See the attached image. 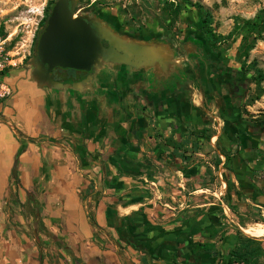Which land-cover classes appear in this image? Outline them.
<instances>
[{
	"label": "crops",
	"instance_id": "obj_1",
	"mask_svg": "<svg viewBox=\"0 0 264 264\" xmlns=\"http://www.w3.org/2000/svg\"><path fill=\"white\" fill-rule=\"evenodd\" d=\"M173 60L168 74L108 69L97 95L2 76L0 264H226L264 225V160L234 141L239 101Z\"/></svg>",
	"mask_w": 264,
	"mask_h": 264
},
{
	"label": "rangeland",
	"instance_id": "obj_2",
	"mask_svg": "<svg viewBox=\"0 0 264 264\" xmlns=\"http://www.w3.org/2000/svg\"><path fill=\"white\" fill-rule=\"evenodd\" d=\"M55 1L0 0V37L8 38L10 42L8 49L14 57V68L22 67L23 62L30 59L31 50H34L44 27L45 17L50 14L52 2ZM191 1L193 5L186 4L185 0H78L76 13L96 16L125 36L155 44L165 41L171 50L178 48L184 55L182 44L186 40L192 38L193 42H198L206 36L202 30L203 9L200 6L209 10L211 28L219 39L214 47L216 53L226 65L250 78L245 96L239 102L241 125L246 126L245 122L264 125V34L263 38L253 39L243 25L245 20L254 19L264 9V0ZM198 66L193 68L195 77L200 74ZM254 67L261 70L262 79ZM212 130H207L205 139H211L207 136L212 137L216 132ZM239 139H234L237 145H241ZM253 140L257 144V157L264 160V135ZM256 220L264 223L262 216ZM262 235L264 225L256 224L240 233L239 242L245 237L259 239ZM210 246V243H206V249L212 250ZM262 262L264 264V257Z\"/></svg>",
	"mask_w": 264,
	"mask_h": 264
},
{
	"label": "water",
	"instance_id": "obj_3",
	"mask_svg": "<svg viewBox=\"0 0 264 264\" xmlns=\"http://www.w3.org/2000/svg\"><path fill=\"white\" fill-rule=\"evenodd\" d=\"M77 5L78 0L55 1L47 25L39 35L37 52L24 66L16 68L17 72H24L40 87L79 92L84 91L96 74L110 63L125 64L135 69L156 67L165 74L170 73L174 60L169 47L129 42L100 18L77 14ZM103 40L108 42V46L103 44ZM56 67L92 73L82 81L63 83L50 75ZM13 70L15 68L10 71Z\"/></svg>",
	"mask_w": 264,
	"mask_h": 264
},
{
	"label": "trees",
	"instance_id": "obj_4",
	"mask_svg": "<svg viewBox=\"0 0 264 264\" xmlns=\"http://www.w3.org/2000/svg\"><path fill=\"white\" fill-rule=\"evenodd\" d=\"M54 3L55 2H52V7ZM185 3L193 5L191 0H185ZM200 7L203 9L202 30L204 31L206 36L199 40L197 42V45L200 46L203 53L205 51L206 54L205 56L201 55V57H203L201 58L202 62L206 64L204 73L205 80H208L206 82H208V84L210 83V85L212 86L221 85L225 87L226 93H220L222 98H236L237 101L240 102L245 96L247 86H249L250 78H247L246 74H244L242 71L226 65L218 56L214 47L216 46L219 39L211 28V12L207 9H204L202 6ZM48 17L49 14H47V16L45 17V24L40 34L43 32L45 26L47 25ZM243 25H245L250 34L253 35V39L263 38L264 9H261L254 19L245 20L243 22ZM38 39L39 37L37 38L34 47L35 52L37 50ZM254 68L255 71L258 72L257 75H259V77H261L262 79L263 75L261 70L256 67ZM187 76L189 77V79L193 78L191 73H189ZM235 88H238V90L236 89L237 91H235ZM212 91L208 93L209 98H212ZM239 109L240 104L236 103V105L231 106L229 111L230 113L238 114L237 122L241 124L242 119L239 115ZM245 124V131L241 133V131L238 130L236 133L238 134V137H242V135H244L246 137L248 147L250 149L256 150V147L253 146L254 144L252 143V139L254 137H262L264 135V125L258 124L256 122H245ZM207 138H211V135H208ZM227 255L228 258L226 264H235L236 262H241L243 264H263L262 258L264 257V247L260 240L252 237H245L243 238V240H240V242L236 246L232 247ZM213 257L216 258L218 256L216 254H213Z\"/></svg>",
	"mask_w": 264,
	"mask_h": 264
},
{
	"label": "flooded vegetation",
	"instance_id": "obj_5",
	"mask_svg": "<svg viewBox=\"0 0 264 264\" xmlns=\"http://www.w3.org/2000/svg\"><path fill=\"white\" fill-rule=\"evenodd\" d=\"M80 14H86V13H80ZM102 21L107 24V22H105L104 20H102ZM107 25L113 29V27L111 25H109V24H107ZM115 33L121 37L126 38L129 42H137V43H141L142 45H146V44L148 45V44H152V43L155 44V42H148L146 40H140L138 38L125 36L123 34L118 33L117 31H115ZM162 43L166 44L165 41ZM103 44L105 46H108V42L106 40H103ZM182 48L184 49V55L183 54L181 55V52L178 48L172 49V54L174 56V59H177V62L179 64H181L182 66L189 67V70L192 73L194 72L193 68L196 65L202 66L203 70H205L206 64L202 62L201 58H203V57H201V55L205 56L206 54H205V51L203 53L201 47L197 45L196 41L193 42L192 38H190L182 44ZM36 52H37V50H36ZM36 52L34 50H31L30 58ZM25 63H26V60L23 62V66L25 65ZM124 68L136 70L135 68L128 66V65H125V64H111V63L108 64L104 69H102L100 72H98L96 74L94 79L89 84H87V86L84 90L85 94L86 95H94V94L97 95L99 93V86L98 85H100V83L102 81H104L103 76L105 74H107L108 69L116 72V74H119L118 76H121L122 75L121 69H124ZM145 68H147V67H142L139 69H145ZM150 68L155 69L156 67L155 68L149 67V69ZM90 73H92V72L56 67L51 71L50 75L54 80H57V81H60L63 83H67V82L72 83V82L82 81V80L86 79ZM193 74L195 75V73H193ZM132 76L133 75H129L128 77H132ZM187 78L189 79L188 76H187ZM197 81L198 80H194L193 82L191 81V83H188L189 85L187 84V90L190 91L191 94H193V92L196 90V88L194 87V83ZM240 84H241V82H240ZM236 89L238 90V88H235V91H237ZM58 92H65V90L58 91Z\"/></svg>",
	"mask_w": 264,
	"mask_h": 264
},
{
	"label": "built area",
	"instance_id": "obj_6",
	"mask_svg": "<svg viewBox=\"0 0 264 264\" xmlns=\"http://www.w3.org/2000/svg\"><path fill=\"white\" fill-rule=\"evenodd\" d=\"M9 43L8 38L0 37V106L12 94L11 87L1 79L7 69L10 71L15 66L14 57L8 49Z\"/></svg>",
	"mask_w": 264,
	"mask_h": 264
}]
</instances>
